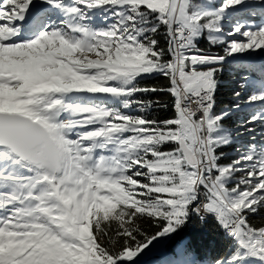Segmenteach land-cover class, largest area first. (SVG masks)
I'll list each match as a JSON object with an SVG mask.
<instances>
[{"label": "snow or ice", "instance_id": "snow-or-ice-1", "mask_svg": "<svg viewBox=\"0 0 264 264\" xmlns=\"http://www.w3.org/2000/svg\"><path fill=\"white\" fill-rule=\"evenodd\" d=\"M261 213L264 0H0V264H264Z\"/></svg>", "mask_w": 264, "mask_h": 264}, {"label": "trees", "instance_id": "trees-1", "mask_svg": "<svg viewBox=\"0 0 264 264\" xmlns=\"http://www.w3.org/2000/svg\"><path fill=\"white\" fill-rule=\"evenodd\" d=\"M198 46L204 47L213 52L221 51L216 46H209L206 40H201ZM246 61L247 60L241 62L230 59L228 65H225V70L220 74L221 84L216 93L217 111H219L220 108L230 106L235 102L236 98L233 95L235 91H240L242 95L244 94V89L239 87L240 83L243 82L240 79L243 74L237 70L242 64L246 63ZM146 83H153L162 86L166 84V81L163 77H158L146 81ZM158 98L165 101L168 100V97L163 94ZM249 111H251L250 108L242 106L240 112H234L231 119L238 120ZM157 114L161 117L165 115L170 117L172 115V109L170 107L168 109H162ZM248 140V135H245L244 137H241L238 142L247 143ZM257 141L259 142V137H257ZM235 147L236 145L234 144L223 149L226 153H230L229 160L235 156ZM261 215L264 216V213H261ZM257 223H259V217L257 218ZM170 243L176 245L187 244L190 249V258L196 260L197 264H206L208 259L222 251L224 241L214 221L209 220L206 224L201 225L198 221L193 219Z\"/></svg>", "mask_w": 264, "mask_h": 264}, {"label": "rangeland", "instance_id": "rangeland-1", "mask_svg": "<svg viewBox=\"0 0 264 264\" xmlns=\"http://www.w3.org/2000/svg\"><path fill=\"white\" fill-rule=\"evenodd\" d=\"M253 19H255V20H257L258 21V17H256V18H253ZM257 51H259V50H257ZM239 56H243V57H245V59L244 60H241V59H236V60H234V61H245V60H247L248 59V57H247V54L245 53V54H238ZM251 59H253V60H256V59H258L255 55H253L252 57H251Z\"/></svg>", "mask_w": 264, "mask_h": 264}]
</instances>
